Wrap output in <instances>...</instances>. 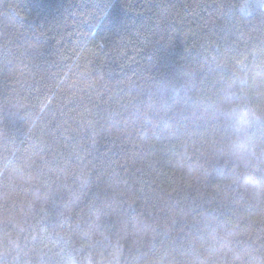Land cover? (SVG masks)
<instances>
[{
  "label": "trees",
  "instance_id": "1",
  "mask_svg": "<svg viewBox=\"0 0 264 264\" xmlns=\"http://www.w3.org/2000/svg\"><path fill=\"white\" fill-rule=\"evenodd\" d=\"M241 8L0 0V264H264V123L237 157L221 115L264 113Z\"/></svg>",
  "mask_w": 264,
  "mask_h": 264
},
{
  "label": "clouds",
  "instance_id": "2",
  "mask_svg": "<svg viewBox=\"0 0 264 264\" xmlns=\"http://www.w3.org/2000/svg\"><path fill=\"white\" fill-rule=\"evenodd\" d=\"M256 12H264V0H242V8L239 11L242 18H248ZM221 115L227 120L234 137L228 146V152L237 157L248 155L255 158L254 147L248 141L251 131L264 123V113H261L250 104H235L223 111ZM224 154L222 150L221 155ZM220 175L222 177V171ZM243 185L247 189L256 191L261 188L260 181L253 176L246 177Z\"/></svg>",
  "mask_w": 264,
  "mask_h": 264
}]
</instances>
